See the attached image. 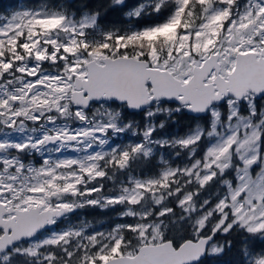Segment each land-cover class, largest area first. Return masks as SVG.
Here are the masks:
<instances>
[{
	"label": "snow or ice",
	"instance_id": "obj_1",
	"mask_svg": "<svg viewBox=\"0 0 264 264\" xmlns=\"http://www.w3.org/2000/svg\"><path fill=\"white\" fill-rule=\"evenodd\" d=\"M0 264H264V0L0 15Z\"/></svg>",
	"mask_w": 264,
	"mask_h": 264
},
{
	"label": "trees",
	"instance_id": "obj_2",
	"mask_svg": "<svg viewBox=\"0 0 264 264\" xmlns=\"http://www.w3.org/2000/svg\"><path fill=\"white\" fill-rule=\"evenodd\" d=\"M27 0H0V15H10L13 11L23 9ZM80 220H87L95 229L107 230L118 220L115 215L99 210L86 209L78 214Z\"/></svg>",
	"mask_w": 264,
	"mask_h": 264
},
{
	"label": "rangeland",
	"instance_id": "obj_3",
	"mask_svg": "<svg viewBox=\"0 0 264 264\" xmlns=\"http://www.w3.org/2000/svg\"><path fill=\"white\" fill-rule=\"evenodd\" d=\"M66 155H71V153H66Z\"/></svg>",
	"mask_w": 264,
	"mask_h": 264
}]
</instances>
